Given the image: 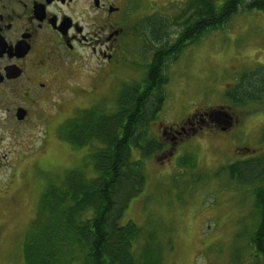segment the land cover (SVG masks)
<instances>
[{"label": "rangeland", "instance_id": "rangeland-1", "mask_svg": "<svg viewBox=\"0 0 264 264\" xmlns=\"http://www.w3.org/2000/svg\"><path fill=\"white\" fill-rule=\"evenodd\" d=\"M180 1L184 0H157L155 4H167L171 14ZM144 55L136 49L131 54L127 51L119 64L103 72H109L110 78L102 75L101 80L92 73L94 62L90 60L84 68L91 70L84 75H88V81L81 84L84 87L79 84L72 88L70 97L66 92L56 98L32 134L20 139L15 148L18 160L13 153L15 159L10 154L7 163L0 166V264H23L22 236L36 217L48 179L87 167L82 161L86 162L88 150L78 149L61 137L66 132L64 118L75 115L80 107L89 108L95 98L101 102L98 109L111 111L114 94L125 90V82L142 78ZM258 68L264 69L262 10L236 14L222 28L207 32L186 47L165 67V98L149 134L164 141L161 129L179 122L193 109L204 112L222 106L225 110L229 105L239 121L225 131L192 130L182 135L183 141L178 140L171 155L156 153L143 161L145 186L130 202L124 220L140 223L144 218V223L156 228L165 247L163 264H256L255 259L264 264V255L255 258L249 245L255 223L251 185L235 184L227 172L237 160L264 154V102L236 106L225 97V91L242 73ZM132 156L139 157L134 149ZM187 156L195 158V167L183 162ZM241 172L248 180L250 171Z\"/></svg>", "mask_w": 264, "mask_h": 264}, {"label": "trees", "instance_id": "trees-1", "mask_svg": "<svg viewBox=\"0 0 264 264\" xmlns=\"http://www.w3.org/2000/svg\"><path fill=\"white\" fill-rule=\"evenodd\" d=\"M260 10L264 11V0H184L168 14L165 37L160 24L151 26V79L146 78V86L137 93L121 91L113 113L95 108L70 129L63 127L62 139L88 150L82 161L87 167L49 178L44 185L36 217L22 236L23 264H163L165 247L156 228L144 218L137 223L124 217L145 186L143 161L166 148L149 134L165 98V67L236 14ZM225 97L236 106L264 102V69L242 73ZM183 162L195 167V158L187 156ZM228 169L235 184L251 185L256 224L252 223L249 245L259 258L264 255V154L237 160ZM241 169L250 171L248 180Z\"/></svg>", "mask_w": 264, "mask_h": 264}, {"label": "flooded vegetation", "instance_id": "flooded-vegetation-1", "mask_svg": "<svg viewBox=\"0 0 264 264\" xmlns=\"http://www.w3.org/2000/svg\"><path fill=\"white\" fill-rule=\"evenodd\" d=\"M155 1L0 0V166L7 163L10 154L15 153L18 160L15 148L20 139L32 134L56 98L66 92L70 97L72 88L79 84L84 87L81 84L88 81L84 75L89 71L100 80L102 75L110 78L109 72L103 74L107 67L119 64L127 51L131 54L136 49L145 54L143 76L138 82H125L123 89L137 93L146 86V78L151 79L147 67L152 59L151 26L160 24L165 37L168 18L167 4L157 7ZM90 60L94 65L85 70ZM120 93L114 94V106ZM100 103L95 98L89 108L80 107L75 115L64 118L62 126L70 129L73 122L86 116L84 112L97 109ZM114 106L111 111L104 108L105 112L113 113ZM229 109V105L213 111L219 113L193 109L179 122L163 127V157L171 155L175 144L183 141L182 135L192 130L225 131L234 126L239 120Z\"/></svg>", "mask_w": 264, "mask_h": 264}, {"label": "water", "instance_id": "water-1", "mask_svg": "<svg viewBox=\"0 0 264 264\" xmlns=\"http://www.w3.org/2000/svg\"><path fill=\"white\" fill-rule=\"evenodd\" d=\"M220 111H216V112H213V111H211V113H219Z\"/></svg>", "mask_w": 264, "mask_h": 264}]
</instances>
